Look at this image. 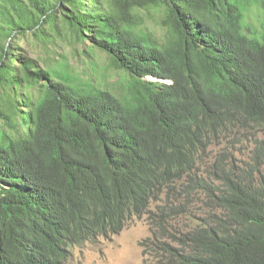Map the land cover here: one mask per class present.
Instances as JSON below:
<instances>
[{"label": "trees", "instance_id": "obj_1", "mask_svg": "<svg viewBox=\"0 0 264 264\" xmlns=\"http://www.w3.org/2000/svg\"><path fill=\"white\" fill-rule=\"evenodd\" d=\"M57 16L118 87L20 52ZM144 215L152 264H264V0H0V264H68Z\"/></svg>", "mask_w": 264, "mask_h": 264}, {"label": "rangeland", "instance_id": "obj_2", "mask_svg": "<svg viewBox=\"0 0 264 264\" xmlns=\"http://www.w3.org/2000/svg\"><path fill=\"white\" fill-rule=\"evenodd\" d=\"M154 21H150L153 24ZM263 14L259 3H252L245 10L244 26L247 33H255L256 37H261ZM43 33L41 37H36L33 33L18 37V43L26 54L34 58H52L65 60L74 65L80 71L83 79L90 80L96 85H106L108 87H118L120 85L123 72L114 68L106 71L108 58L107 55L91 45L78 44L76 47L82 50L87 48L91 57L74 55V45L67 36L66 29L63 27L59 17H56L53 28L49 23L42 22ZM57 51L58 53H54ZM41 62V60H39ZM92 63L96 64L95 70ZM81 66V67H80ZM217 147H213V152L209 157L213 159ZM238 156H243L239 154ZM198 207V206H197ZM149 236L148 223L146 217H133L124 229L114 235L112 239L101 238L95 242H87L72 248V255L68 264H152L151 253L146 251L141 245V240Z\"/></svg>", "mask_w": 264, "mask_h": 264}, {"label": "clouds", "instance_id": "obj_3", "mask_svg": "<svg viewBox=\"0 0 264 264\" xmlns=\"http://www.w3.org/2000/svg\"><path fill=\"white\" fill-rule=\"evenodd\" d=\"M144 216L146 217V215H144ZM133 217H138V216H133ZM133 217H132V218H133ZM142 217H143V216H142ZM132 218H131V219H132ZM138 218H141V217H138ZM129 220H130V219H129ZM129 220L126 221V224H127V222H128ZM146 221H147V220H146ZM126 224L124 225V227L126 226ZM124 227H123V229H124ZM123 229H122V230H123ZM122 230H121V231H122ZM121 231H120V232H121ZM120 232H119V233H120ZM119 233L114 234V235H118ZM114 235H112L110 239H112V237H113ZM149 235H150V231H149ZM105 239H106V238H105ZM144 239H145V238H144ZM141 241H142V240H141Z\"/></svg>", "mask_w": 264, "mask_h": 264}]
</instances>
